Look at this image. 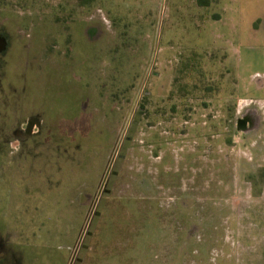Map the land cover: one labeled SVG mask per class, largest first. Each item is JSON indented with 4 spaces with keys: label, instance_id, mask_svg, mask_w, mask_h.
Here are the masks:
<instances>
[{
    "label": "rangeland",
    "instance_id": "obj_1",
    "mask_svg": "<svg viewBox=\"0 0 264 264\" xmlns=\"http://www.w3.org/2000/svg\"><path fill=\"white\" fill-rule=\"evenodd\" d=\"M0 264H264V0H0Z\"/></svg>",
    "mask_w": 264,
    "mask_h": 264
},
{
    "label": "water",
    "instance_id": "obj_2",
    "mask_svg": "<svg viewBox=\"0 0 264 264\" xmlns=\"http://www.w3.org/2000/svg\"><path fill=\"white\" fill-rule=\"evenodd\" d=\"M39 125V124H38ZM35 126V123L34 121H30L27 125V134H31L32 133V130Z\"/></svg>",
    "mask_w": 264,
    "mask_h": 264
},
{
    "label": "flooded vegetation",
    "instance_id": "obj_3",
    "mask_svg": "<svg viewBox=\"0 0 264 264\" xmlns=\"http://www.w3.org/2000/svg\"><path fill=\"white\" fill-rule=\"evenodd\" d=\"M35 123V122H34ZM36 124V123H35ZM36 126H34V128H35ZM40 128H42V126H41V123H40ZM40 128H39V130H40Z\"/></svg>",
    "mask_w": 264,
    "mask_h": 264
},
{
    "label": "trees",
    "instance_id": "obj_4",
    "mask_svg": "<svg viewBox=\"0 0 264 264\" xmlns=\"http://www.w3.org/2000/svg\"><path fill=\"white\" fill-rule=\"evenodd\" d=\"M29 100H31V99H29Z\"/></svg>",
    "mask_w": 264,
    "mask_h": 264
},
{
    "label": "crops",
    "instance_id": "obj_5",
    "mask_svg": "<svg viewBox=\"0 0 264 264\" xmlns=\"http://www.w3.org/2000/svg\"><path fill=\"white\" fill-rule=\"evenodd\" d=\"M40 127V126H39Z\"/></svg>",
    "mask_w": 264,
    "mask_h": 264
}]
</instances>
